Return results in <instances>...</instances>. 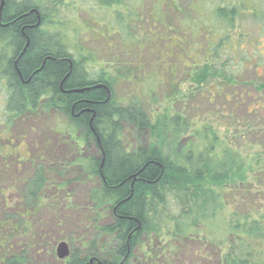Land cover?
<instances>
[{
    "label": "trees",
    "instance_id": "obj_1",
    "mask_svg": "<svg viewBox=\"0 0 264 264\" xmlns=\"http://www.w3.org/2000/svg\"><path fill=\"white\" fill-rule=\"evenodd\" d=\"M234 1L0 0L3 134L27 116L57 115L62 124L50 122L48 130L68 144L59 162L63 166L53 162L51 173L31 158L30 173L21 180L22 200L40 203L48 178L54 176L58 183L72 178L54 186L60 192L81 184L87 201L84 235L69 242L76 249L58 260L50 246L48 264H264V217L252 219L264 209V0ZM180 3L187 4L182 14ZM245 6L255 7L256 13ZM68 9L73 16L82 11L93 20L106 46L131 55L150 46L153 65L170 78L178 79V68L184 67L193 95L181 99L180 111L150 118L143 95L175 89L165 98L169 104L183 83L165 80L137 60L120 59L126 69H119L117 54L108 66L81 47L73 54L65 45L68 25L60 19ZM169 13L181 15L172 18L175 25ZM244 19L251 21V33L237 29ZM87 31L94 32L91 25L68 31L69 39L80 42ZM107 38H117V45ZM161 39L167 46L164 57L157 53ZM250 47L253 58L244 53ZM172 49L178 50L176 64L169 67ZM252 61L255 77L239 81L238 72ZM120 80L133 84L137 93L126 105L114 96ZM235 86L246 90L236 93ZM194 97L203 100L204 111L191 106ZM223 102L231 106L226 109ZM215 103L220 104L216 111ZM240 104L245 112L234 118ZM222 111L226 123L219 134L212 124ZM125 128L137 143L147 137L149 144L127 150ZM80 150L91 152L85 159ZM11 156L0 148V159L6 162ZM0 194L5 207V190ZM225 210L230 218L224 239L202 231ZM14 220L10 232L29 231L28 224L23 228ZM7 237L5 223L0 224V264H44L46 259L28 257L25 247L8 243Z\"/></svg>",
    "mask_w": 264,
    "mask_h": 264
},
{
    "label": "rangeland",
    "instance_id": "obj_2",
    "mask_svg": "<svg viewBox=\"0 0 264 264\" xmlns=\"http://www.w3.org/2000/svg\"><path fill=\"white\" fill-rule=\"evenodd\" d=\"M223 5H234L236 2L234 0H223ZM250 3V2H249ZM185 3H180L179 6L181 7V14L185 11L186 8ZM246 7V6H245ZM246 9H251L256 13L257 9L255 7H246ZM197 13H199V9L197 8ZM251 14V13H249ZM171 19L173 17L176 18L180 17L181 15L178 13L170 14ZM61 16V15H60ZM167 16V13H166ZM60 19H63L67 23L65 34V40H66V46L70 52L75 54L79 48L81 47L82 50L88 53H92L96 55L105 66H108L110 64V61L115 57L114 55H118L116 60V64L119 66V69H126L124 68L123 64L120 62L121 60L127 61L132 59V61L137 60L138 63L141 65L144 64L148 65L146 69L151 72H160L165 76L163 77L165 80H173L174 82L175 78H170L166 74V70L159 69L155 67L153 64L156 61V59L153 57L154 53L151 50L150 46H143L137 49L135 51V54H130L129 52L125 50H121L120 48L117 50L111 45H105V41L103 39H100L96 33L100 29L96 23H94L93 20H91L84 12H79L77 15H72L68 10H65L63 13V16L60 17ZM172 25H175L174 19H172L171 22ZM91 25L93 28L92 33L90 31H87L85 33H81L82 36L78 37L79 39H82L80 42H76L75 40L69 39V32L72 31L73 33L80 30L81 27L89 26ZM162 25V24H161ZM251 21L248 19L244 20H238V27L237 29H240L239 27H243L244 31L246 33H251ZM155 26L153 27V29ZM48 33L51 31L52 34H54V31L51 28H48L46 30ZM69 31V32H68ZM114 36L113 32H110V37ZM112 39V38H107ZM201 42H203V36L198 37ZM162 41L159 44V53L160 57H164L165 51L167 50L166 41L161 39ZM205 40V39H204ZM114 41L113 45H117L116 43L117 38H114L111 40V42ZM2 47H5V44L0 45V51L2 50ZM177 49L171 51L170 56L168 57V65L169 67L174 66L176 64V57L175 54L177 53ZM247 54V57H254L255 52L253 48H247V50L244 52ZM131 56H127V55ZM144 55V57H143ZM136 57V59L134 58ZM153 57V58H152ZM121 59V60H120ZM99 60V63H101ZM255 60V58L253 59ZM247 64V67L244 70H240L238 72L240 79L249 82L252 80L255 76L252 72L253 67L252 65L255 64L254 61ZM167 65V66H168ZM249 65V66H248ZM176 69V67H174ZM178 80H180L183 84L180 89L177 90L180 94H176V96L182 97L178 100L175 99L172 102L165 101V98L167 96H172L175 92V89L168 92L165 89H156V92L154 94H147V96L142 97V102L146 101L148 103L149 113H153L150 118L156 119L158 113L160 114V117H165L173 112L180 111L181 104H183L181 99H188L193 95H189L191 92L190 87L187 88V83L184 79V67L178 68ZM181 72V73H180ZM258 73H260V70H258ZM162 78V79H163ZM175 83V82H174ZM236 88H232V90H237L236 93H238L241 90H246V88H239V86H235ZM174 88V87H173ZM192 92H195V90H192ZM229 92V91H227ZM137 95L136 91L134 90V86L131 83H123L122 80L119 82H116L115 88H114V96L121 99V102L124 103V105L131 103L132 100H134L133 96ZM4 98V90L2 86H0V114L1 110L3 108ZM186 99V100H187ZM223 99V98H222ZM216 101H218L216 99ZM234 101V98H231V103ZM191 106L196 107L200 106L201 111H204L206 108L203 103V100L194 97L191 101ZM193 103V104H192ZM223 107L228 108L229 105L231 106V103H225L223 102ZM219 103H215V106L213 107L214 111H216L215 107L219 109ZM184 106V105H183ZM245 112V105L240 104L238 107L237 113L234 118H239L241 115H243ZM38 113L37 115H39ZM36 117H29L28 116L22 121H19L16 123L12 130L8 134H3L4 128L0 125V148H5V153H10L11 155H14L15 157H6L7 161L5 162V159H0V181L3 186H5V189L0 187V191L5 190L4 198H5V207L2 202V197L0 194V224L5 223V233H7L8 237L6 240H8V243L21 248L22 246L25 247L24 249L28 251V257H32L35 255L34 259L40 260V259H46L44 261V264H48L47 261L49 259L48 255V249L51 246L54 250V255H56V248L59 244L64 243L66 245L68 256L70 254V251L73 249H76L75 244L69 245V242L75 240H79L83 237L84 231L83 227L86 226V220H87V201L84 196V187L81 184H75V185H69L68 189L65 188V192L58 191L56 184L61 183V181H67L71 180L72 178L66 177L65 179H62L59 181L54 177L50 176L48 178L49 183L47 185V190L42 194V200L40 203H37V205H34V203H24L21 196L22 185L21 180L25 178L27 174L30 173V170L32 168L31 158L33 160H37L38 164H42L44 166L45 170L49 173L52 172V169H56L55 166H49L53 165V162H57L55 165L59 168L63 166L62 163H59L60 160L64 157L63 154L65 153L68 144H65V142H60L59 140H56V135L53 132H49L48 127L49 123L56 121L57 124H62V118L60 119L59 116H52L50 119L49 117H42V115ZM225 112L222 111V115L219 119V122L214 121L212 126L215 127V129L218 130V133L221 134L223 131V128L225 127L226 119H225ZM204 118V115H198L197 117ZM250 116V115H249ZM247 116V117H249ZM36 119V121H34ZM240 119V118H239ZM214 120V119H213ZM0 118V122H1ZM160 121H162L160 119ZM218 123V124H216ZM131 129L125 128L124 131V139L122 138V141L124 144H126V148L129 151L134 150L137 146H143L149 144V138L145 137L142 141L136 142L135 139L131 135ZM8 137V138H7ZM9 140V141H7ZM136 143V144H135ZM14 151V152H13ZM81 151V155L86 159L91 151ZM244 152V151H243ZM5 162V165L2 164V162ZM3 162V163H4ZM62 165V166H61ZM50 169V170H49ZM1 185V186H2ZM53 186V187H51ZM68 192V194H66ZM237 192H233V195H236ZM41 206V209L36 211L35 213L33 210L37 206ZM262 209L264 208V205H261ZM23 208L27 209V211L24 212ZM231 210V209H230ZM234 211V210H233ZM257 211H262L258 214L252 215V219H257V217L261 216L263 214L264 217V209L261 210L260 208ZM29 213L33 214L31 217L29 216ZM229 210H225L223 213L218 215L214 221L210 222L206 229H202V231L208 235L213 236L215 238L224 239L226 237V231L225 227L226 224L230 218ZM5 214V215H4ZM20 216V217H19ZM5 219V220H4ZM18 222L21 224V227L25 228L28 224L29 231L25 230L26 233L21 232V234H17L14 232H10V224L13 222ZM21 221H19V220ZM71 237V239H69ZM68 238V240H67ZM73 238V239H72ZM100 239V236H99ZM98 239V240H99ZM7 242V241H6ZM34 243V247L32 249L28 248V244ZM27 244V245H26ZM45 246V250L43 248ZM144 249V248H143ZM142 249V250H143ZM206 250V248H205ZM195 261V260H194Z\"/></svg>",
    "mask_w": 264,
    "mask_h": 264
},
{
    "label": "water",
    "instance_id": "obj_3",
    "mask_svg": "<svg viewBox=\"0 0 264 264\" xmlns=\"http://www.w3.org/2000/svg\"><path fill=\"white\" fill-rule=\"evenodd\" d=\"M2 6H3V3H1V5H0V12H1ZM26 47H27V45H26ZM24 51H23V53H24ZM56 257L58 260H63V259L68 257V251H67L66 245L64 243H61L57 246Z\"/></svg>",
    "mask_w": 264,
    "mask_h": 264
}]
</instances>
